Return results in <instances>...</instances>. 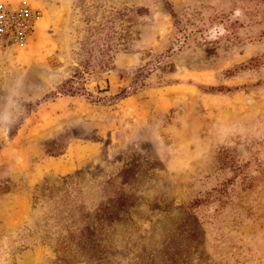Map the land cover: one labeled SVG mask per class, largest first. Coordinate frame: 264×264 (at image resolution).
<instances>
[{"label": "rangeland", "instance_id": "1", "mask_svg": "<svg viewBox=\"0 0 264 264\" xmlns=\"http://www.w3.org/2000/svg\"><path fill=\"white\" fill-rule=\"evenodd\" d=\"M0 264H264V0H0Z\"/></svg>", "mask_w": 264, "mask_h": 264}, {"label": "built area", "instance_id": "2", "mask_svg": "<svg viewBox=\"0 0 264 264\" xmlns=\"http://www.w3.org/2000/svg\"><path fill=\"white\" fill-rule=\"evenodd\" d=\"M33 13L28 9L20 11L0 10V36L12 35L16 39H22L27 34Z\"/></svg>", "mask_w": 264, "mask_h": 264}]
</instances>
